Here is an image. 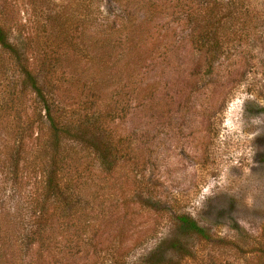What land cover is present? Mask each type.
Masks as SVG:
<instances>
[{"label":"rangeland","instance_id":"obj_1","mask_svg":"<svg viewBox=\"0 0 264 264\" xmlns=\"http://www.w3.org/2000/svg\"><path fill=\"white\" fill-rule=\"evenodd\" d=\"M179 1L0 0V30L19 57L0 48V264H264V0H218L217 20L206 23L197 1L186 4L199 8L187 20L173 14ZM131 13L135 27L172 36L184 27L190 41L204 29L197 39L216 54L190 71L191 58L183 64L170 53L150 66V53L132 80L153 87L138 100L119 79L118 50L104 40ZM51 52L52 65L42 66ZM25 59L49 105L59 101L55 85L78 89L64 117L75 122L81 109L100 119L87 134L96 149L67 139L52 147L43 102L21 74ZM61 153L64 169L81 172L63 203L73 202L92 229V246L72 248L71 257L50 245L63 204L43 194V176ZM40 206L53 213L43 222L52 229L40 234L42 247L26 245ZM181 215L202 236L184 230Z\"/></svg>","mask_w":264,"mask_h":264},{"label":"trees","instance_id":"obj_2","mask_svg":"<svg viewBox=\"0 0 264 264\" xmlns=\"http://www.w3.org/2000/svg\"><path fill=\"white\" fill-rule=\"evenodd\" d=\"M106 3H112L115 5H119L122 0H104ZM178 0H176L177 2ZM200 3V7L203 6L201 15H202V22H207L208 20H217L215 19V13L217 11V7H219V1L218 0H208L207 2L205 0H181L179 1V4L176 3L178 11L173 14H177V16L183 15L187 20L188 18V12H190L191 9L186 4H194ZM181 2H186L181 3ZM197 3V4H198ZM90 4V3H88ZM230 5H232L230 3ZM93 8H96V3L93 2L92 4ZM115 7V6H114ZM197 9H193L195 13L197 14ZM125 12V10H124ZM132 14H129L130 16L123 18L125 23L121 24V27H116V25L109 26L107 28V34L109 33H116L117 36L115 38L105 36L106 39H104L107 42H110L111 44H114L115 48L118 50V55L116 59V62L120 65L121 73L119 72V79L122 81H127V84L131 86V94L137 95L138 100H143L146 95V91L150 90L152 87L145 85H140L141 81H133L132 78H137L139 67L141 61L145 60L148 55L152 52L155 54L152 58H150V61H152V64L150 66L154 65H162L164 62H166L167 59H169V54H173V60L179 59L184 63H186L190 58L194 61L193 67L190 68V71H196L199 68H197L196 61L200 62H207L210 61L211 57L216 54L217 46H206L204 43V46L201 45L202 41L207 37L205 30L199 29L197 35H194L193 39L189 40V34L184 30V27H181L180 30L176 33V35H170L166 31L167 29H147L142 27L138 28L134 26V20L132 17ZM171 17V16H169ZM173 19L171 20V22ZM177 21H182L181 18H177ZM114 22V21H113ZM207 29V28H205ZM171 32H173L174 28H169ZM143 32V33H142ZM155 35V38H160L159 45L154 47L153 45H149L148 40H152V34ZM123 34V36H122ZM103 37V36H102ZM5 34L1 32L0 30V48L6 50L9 52L12 56L15 57L16 61L19 58L17 52L12 50L10 48V44L7 43L5 40ZM199 39H203L202 41H199ZM207 43V42H206ZM148 46V48H147ZM147 48V49H146ZM146 54V57H143ZM185 56L184 58H181L179 55ZM56 58V57H55ZM189 58V59H187ZM54 59V54L51 52L46 57H42V66L45 65H52V63H48L49 60L52 61ZM149 61V62H150ZM20 60L18 61V63ZM27 60L25 59L24 63L20 65L21 74L24 76L25 83L30 87V89L36 94V96L40 99L41 102H43L42 110H43V116L46 122V126L49 131L50 136V144L54 149H56L57 146H60L61 142L64 139H67L68 141L71 140V142L79 145H88V147H95L90 142V138L87 137L88 134V128L91 127V124L98 123L99 120L96 122H91L86 116L85 113H83L80 110H76L77 117L75 122L71 121V119H67L64 117L67 114L66 105H69L70 103L68 101H73L76 97V93L78 92V89H76L75 92L70 94V91L65 90L62 85H55L54 87L51 86L49 90L52 89L55 90V92L58 95L59 101L56 102V104L49 105V101L44 100V96L40 90V88L37 86V78L35 76H32V72L29 70L30 68L25 66V63ZM56 62V61H55ZM212 62V61H211ZM54 63V61H53ZM160 67L158 68V70ZM187 69V68H184ZM181 71V70H180ZM47 72H50L47 67ZM122 76V77H121ZM146 78V73L144 74ZM47 82V81H46ZM117 82V81H116ZM193 82V81H192ZM156 82L155 84H157ZM142 90L141 94L136 93V89ZM145 91V92H143ZM78 104V103H77ZM1 105V104H0ZM4 104L2 105V107ZM79 109V108H78ZM71 111V110H70ZM68 111V113H70ZM72 115H70L71 117ZM88 122V124L85 123ZM62 140V141H61ZM62 147V145H61ZM64 149V148H63ZM96 149V147H95ZM106 150V146H102L98 149L99 153ZM56 155L52 156V162H57V168L52 169L50 171L46 172V175L43 176L44 179V192L43 194H46L49 199H52L54 201V205L58 206L59 211H62V214L60 218V226L57 225L56 227L60 229L59 240H56L52 234V231L50 233L49 238H52V245L53 249H57L58 253L62 256L69 255L71 257L72 248L73 251L78 249L79 247H87L92 246V241L89 242L88 233L92 231L89 224L87 222L80 221V216H78L77 209L73 207V202L69 201V205L63 203L65 199L70 198L69 196L64 199L63 196L65 192L70 191V185L71 183L76 184L79 182L81 172L78 170H66L63 167L62 160L65 159V153L60 154V158L57 159L55 157ZM76 156V155H75ZM116 156V155H115ZM114 156V157H115ZM120 155H118L119 157ZM55 165V164H54ZM82 185H86V179L84 182L82 181ZM48 202V201H45ZM79 207V206H77ZM56 209V208H55ZM38 216L37 217H31L30 224H32V227L27 230V234L24 236L26 239L24 242L26 245L31 244L32 242H35L39 244V247H42L44 244V241L40 234L43 230L52 228L49 224L44 225L45 218H48L49 215H53L51 212L46 213V209H43V206H40L37 210ZM57 216L60 215L56 213ZM56 216V218H57ZM75 217V219H74ZM74 219V220H73ZM177 221L179 224L184 228V230H187L188 232L194 233L198 236H202V229L199 228L194 221H192L190 218L185 217L183 215L179 216L177 218ZM82 222V223H81ZM35 223H38L37 226ZM79 223L82 228V233L80 235L74 234L76 229L74 228V224L76 225ZM57 241V242H56ZM49 245V246H50ZM26 248V247H25ZM85 251V250H84ZM6 254H2L0 256L1 259L5 258ZM0 259V261H1Z\"/></svg>","mask_w":264,"mask_h":264}]
</instances>
